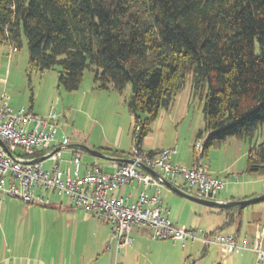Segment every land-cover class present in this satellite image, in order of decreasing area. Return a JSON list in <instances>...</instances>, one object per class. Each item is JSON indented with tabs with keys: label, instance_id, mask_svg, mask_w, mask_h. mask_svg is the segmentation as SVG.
<instances>
[{
	"label": "trees",
	"instance_id": "obj_1",
	"mask_svg": "<svg viewBox=\"0 0 264 264\" xmlns=\"http://www.w3.org/2000/svg\"><path fill=\"white\" fill-rule=\"evenodd\" d=\"M23 38L29 65L56 70L67 92L87 69L96 90L122 94L130 84L126 107L139 149L189 77L203 101L202 155L237 138L248 143L245 172L264 173V142L252 144L264 124V0H0V47L19 50ZM243 209L221 210L226 221L213 232Z\"/></svg>",
	"mask_w": 264,
	"mask_h": 264
},
{
	"label": "rangeland",
	"instance_id": "obj_2",
	"mask_svg": "<svg viewBox=\"0 0 264 264\" xmlns=\"http://www.w3.org/2000/svg\"><path fill=\"white\" fill-rule=\"evenodd\" d=\"M130 95V84L126 86L122 94L114 91L96 90L93 83V73L89 69L84 71L79 89L74 92H67L61 87H58L56 70H49L42 74L29 65L25 38H23V44L19 50H13L7 44L0 47V102L1 97H4V101L12 110L18 111L26 109L38 116H46L51 109L55 111L58 130L56 139L61 140L65 138L68 140L69 145H76L62 153V167H72V165H69V160L72 159V151L74 149L77 150L76 155L80 158L82 165L90 166L93 163L101 166L105 165L106 161L92 157L78 146H86L90 149L99 150L100 146L106 145L110 147L109 149L118 150L123 156L130 157V153L134 147L133 118L126 107V101ZM202 106L203 101L199 95H194L190 78L187 77L184 87L177 94L171 106L168 109L160 108L158 110L157 117L150 124V132L143 140L142 149L145 151L154 150L163 143L165 145L170 144L173 147L175 146V139L178 138V147H176L173 156L178 155L184 158L186 157L187 161H194L197 155L193 146L199 140L196 139L195 134L204 126ZM141 116L142 118L147 117L146 114H142ZM203 142L204 139H200L201 145ZM262 142H264V124L258 128L252 144L256 145ZM244 144L245 151L248 152V143L245 142ZM227 152L228 157L227 162H225L226 156H221L222 151L220 147L214 146L208 150L207 155H204L202 160L206 163H211L210 170H219L221 165L225 167L239 156L238 150L232 152L229 149ZM246 157L240 158V161L236 164L238 169L235 170L233 177L237 176L239 180L235 181L238 184L235 185L234 189L245 190L246 193L263 191L264 177L260 176L264 173H246ZM50 166L51 162L47 161L44 168L48 170ZM219 177L222 176L219 175ZM44 193H46V196L48 193L53 197L59 196L56 193L52 194L51 190ZM61 197L65 202L68 201V196L62 195ZM179 200L187 202L191 208L193 206L196 207L200 212L199 217L196 218V221L200 222L196 226L184 225L181 227L209 231L215 227H221L222 223L226 221L225 211L198 205L185 199L179 198ZM35 203L25 204L16 198L7 197L4 203L0 204L1 211L5 209V211L9 212L10 217H5L11 221L12 227L9 236L8 233L5 234V231L0 228V236L3 241L7 235L9 243H13V241L17 243L25 241L27 247L32 235L36 236V243L39 233L44 232L47 234L48 226L46 224L52 223L48 213L51 208L46 205L37 204V202ZM11 211L14 214L13 216H11ZM1 221L0 217V224ZM239 223L241 225L238 232L240 236L250 237L257 225L264 226V201L244 207L240 218L233 225L223 229L221 232H235L238 229ZM29 224L30 229L27 228ZM40 230L41 232H39ZM111 238L112 234L107 244L105 243L103 245L102 253L98 250L100 243L97 244L95 240L91 242L86 256L95 257V252L98 253L99 251L102 257L111 251L113 252L115 264L117 257L116 243ZM149 240L157 244L155 247L159 251L155 248L147 255L145 252L147 244H144L142 248L138 249V251H142L136 252L133 257H141L139 260L140 264H165L166 256H164L163 261L162 249L164 244L171 246L173 241H157L151 238ZM78 241L82 242L84 238H79ZM151 246H154V244ZM177 246V250H182L179 244ZM190 247V245H187L185 251H188ZM167 254H169V250ZM199 255L202 256L201 253ZM119 257L120 261L125 264V257ZM202 259L200 257L196 263ZM187 260L190 264V260ZM175 261L176 258L171 261V264H174ZM255 262L256 257L254 264Z\"/></svg>",
	"mask_w": 264,
	"mask_h": 264
},
{
	"label": "built area",
	"instance_id": "obj_3",
	"mask_svg": "<svg viewBox=\"0 0 264 264\" xmlns=\"http://www.w3.org/2000/svg\"><path fill=\"white\" fill-rule=\"evenodd\" d=\"M57 115L52 109L46 116L31 111L12 110L1 97L0 102V204L7 197L25 204H48L49 190L59 196L66 195L75 207L83 208L99 221L111 225L112 239L116 243L115 264H122V249L131 245L129 233L135 228H148L156 240H171L185 247L199 243L204 248L220 246L224 254L251 251L255 264H264V226L257 225L249 236L238 232H205L200 229L175 227L170 219V209L163 203L160 179L145 172L135 163L110 162L106 172L95 163L81 175L80 158L72 154L69 165L62 167V153L66 152L67 139L57 140ZM203 145V143H202ZM200 139L194 144L197 155L191 168L172 163L175 149H161L153 154L142 152L134 146L130 158L157 172L174 186L200 198L216 200L225 182L213 176L204 162ZM37 151L43 152L42 155ZM51 162L50 169L45 163ZM137 184L138 189L117 196L114 192L123 186ZM154 188L152 194L148 189ZM136 198L134 199L133 197ZM187 264V263H183Z\"/></svg>",
	"mask_w": 264,
	"mask_h": 264
},
{
	"label": "crops",
	"instance_id": "obj_4",
	"mask_svg": "<svg viewBox=\"0 0 264 264\" xmlns=\"http://www.w3.org/2000/svg\"><path fill=\"white\" fill-rule=\"evenodd\" d=\"M177 140L178 138L175 139V143H174L175 146L173 147L170 144L165 145L163 143L164 145L161 144L156 149L149 151L156 152L158 150L168 149V148H174L176 150V147H178ZM244 143L245 141L243 142V140L237 138H230L227 141L223 142L222 144L216 146V147H220L222 151L221 156L223 155L226 156L225 162H227V157H228L227 151L229 149L232 152L238 150L239 156L237 159H234V161L231 164H227L225 167H222L223 165H221V167H219V170L216 169L214 171V170H210L211 163L210 164L209 162L207 163L209 166L210 173L213 176L218 177L219 179L225 182L224 188L226 189L223 188L222 191H220L222 193H218L216 197V200L218 201L231 202V201L243 200V199L253 198L264 193V189L263 191H257L253 193H246L245 190L234 189L235 185L238 184V182L235 183V181L239 180L237 176L233 177L235 170L238 169L236 164L238 161H240V158L242 159L246 157V154L248 153L245 151ZM67 147L71 148L69 146V142ZM99 148L109 149L110 147H107L106 145H102ZM140 150L145 153L149 152L142 149V145ZM72 153L75 154L74 151H72ZM122 158H127V157H122ZM109 163H110L109 161H106L105 165H103L106 172L111 171L110 168H108ZM172 163L181 166L185 164L184 167L191 168L195 164V160L187 161L186 157L184 158L177 155L175 157L173 156ZM88 167L89 165L81 164L79 173L82 175L85 172L86 168ZM219 175L222 177H219ZM260 177H264V174H262ZM138 187L139 186H137V184L134 183L129 184L116 190L114 194L117 196L126 195L130 193L132 189H134V194H135L136 193L135 190L138 189ZM153 192H154V188L148 189L147 191L149 195L152 194ZM160 193L163 203L166 204L170 209L169 219L175 227H181L184 225L196 226V224L200 222V221L199 222L196 221V218L199 217L200 215L199 210L194 206L191 208L190 206H188L187 202H183L182 200H179V198L180 199H185V198L175 194L165 186L160 188ZM52 194H54V192H52ZM47 197L49 198V203L42 204L51 208V210L48 213L52 220V223L46 224V226H48L46 232L47 234L41 232L40 230L39 232L43 234L41 235L39 233V236H37L36 243H35L36 236L32 235L31 240L28 242L29 245L27 247L25 245V241H22L23 242V243L21 242L22 244L19 242L17 243L15 241H13V243H9L7 235L4 241L0 236V264H114V259H113L114 256H113V252L111 251L110 253H107L106 256H102V257L100 256L99 251L98 253L95 252L94 254L95 257L86 256L89 245L94 240L97 244L100 243L98 250H100V252L102 253L101 250L103 248V245H105V243L107 244L112 234L111 225L99 221L89 211L83 208L73 206L69 197L67 202H65V200L61 196L53 197L51 194L48 193ZM133 198L135 199L136 195ZM31 204H36V203L34 202ZM37 204H41V203L37 202ZM13 215L14 214L11 211V216ZM5 216L10 217L9 212L5 211V209H2V211L0 210V217L2 220L0 224V228L5 231V234L8 233L9 236L12 228L11 221L6 219ZM27 228L30 229V224L27 225ZM217 228L219 227H215L213 230H209L205 232H213ZM33 229L36 230L35 227H33ZM235 232H239V231L236 230ZM79 238L80 239L84 238V241L82 242L78 241ZM129 238L131 239V245L126 246L122 249V256L125 257L124 258L125 264H140L139 260L141 257L139 256L136 258L133 257V255L136 252L142 251V250L138 251V249L142 248L144 244H147V246L145 247V252L148 255L151 253L152 250L156 248L155 246L157 245L155 242H151V240H149L150 238L152 240H156V239L152 238L151 231L148 228L133 229L129 233ZM90 239L92 240L90 241ZM157 241H161V240H157ZM153 244L154 246H151ZM177 244L179 243L173 242L171 246H169V244H164V247L162 249L163 252L162 255H163V261H164V256H166L165 264H171V261L175 258L176 261L174 264H180V263L189 264L187 259L190 260L189 261L190 264H254V260H255V254L251 251H241L234 254H224L220 246L215 245V246H210L208 248H204L199 243L187 244L190 245L191 247L188 251H185L187 245L185 247H182L179 244L182 250H177L178 248ZM195 245H197V247H195ZM156 250L159 251L157 248ZM168 250H169V254H167ZM200 253L202 256L199 255ZM200 257L203 259L200 262L196 263V261ZM122 264L124 263L122 262Z\"/></svg>",
	"mask_w": 264,
	"mask_h": 264
},
{
	"label": "water",
	"instance_id": "obj_5",
	"mask_svg": "<svg viewBox=\"0 0 264 264\" xmlns=\"http://www.w3.org/2000/svg\"><path fill=\"white\" fill-rule=\"evenodd\" d=\"M0 145L5 149L6 154L9 157H12L11 153L9 151H7L4 143H2L0 141ZM69 146L75 147L76 145H69ZM78 147H80L81 149H83L85 152H87L89 155H91L92 157H94L96 159L109 161V162L124 163V164L125 163H127V164L135 163L139 168H141L145 172H147V173L153 175L154 177L160 179L162 184L166 188H168L169 190L174 192L175 194H177V195H179V196H181V197H183V198H185L191 202H194V203H197V204H200L202 206H206V207H209L212 209L223 210V209H229V208H244L248 205H252V204H256V203L264 201V194L261 196L253 197V198L231 201V202H221L218 200H209V199L200 198L198 196L189 194V193L185 192L184 190L174 186L168 180L161 177L157 172L146 167L142 163L135 162L132 158L112 157V156H108V155L104 154L101 150L90 149V148H87L86 146H78Z\"/></svg>",
	"mask_w": 264,
	"mask_h": 264
}]
</instances>
